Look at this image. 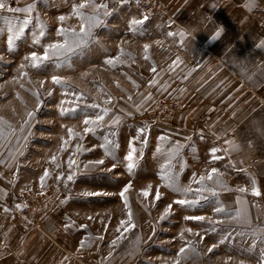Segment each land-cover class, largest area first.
Returning <instances> with one entry per match:
<instances>
[{"label": "rangeland", "instance_id": "374dc122", "mask_svg": "<svg viewBox=\"0 0 264 264\" xmlns=\"http://www.w3.org/2000/svg\"><path fill=\"white\" fill-rule=\"evenodd\" d=\"M2 2L0 180L10 186L14 201L23 204L32 199L38 204V211L28 219L12 217L13 221L31 222L40 213L59 208L57 244L44 239L32 258L34 249L29 250L26 264H261L264 241L255 238L253 230H264V217L256 213L247 178L204 152L200 144L176 133L165 135L164 123H156L152 130L146 121L145 91L153 62L143 32L138 31L141 39L132 40L130 27L133 20L144 17L143 24L153 23L159 13L145 16L132 0H96L108 4L110 14L104 16L101 10L103 22L93 29L87 47L74 55L52 56L34 69L25 57L33 51L42 55L48 45L63 43L64 38L56 34L58 28L79 32L81 20L72 9L83 0ZM161 2L164 13L160 15L167 16L166 0ZM239 2L254 21L264 24V0ZM29 4L34 5L27 14L31 23L9 51L5 19L22 20L26 14L6 9ZM80 11L89 16L96 13L92 6ZM61 16L63 21L58 19ZM54 75L61 78V85L53 84ZM91 104L97 107L87 106ZM61 107L78 110L61 116ZM156 108L160 116L178 110L179 104L160 102ZM105 109L103 123L83 124L86 116L94 118ZM116 118L118 123L113 122ZM85 127L93 131L86 133ZM130 143L136 149L131 171L125 159ZM100 160L104 163L96 164ZM213 168L216 173L209 180ZM69 175L72 180L67 179ZM166 175L174 178L173 186L193 191L186 197L173 191ZM201 177L203 186L214 189L216 195L195 193ZM91 192L100 195H83ZM177 199H199V203L182 207L173 203ZM218 206L233 216L242 208L249 222L217 214ZM186 216L205 219L186 220ZM129 223L134 227L125 231ZM182 247L186 251L179 254Z\"/></svg>", "mask_w": 264, "mask_h": 264}, {"label": "crops", "instance_id": "0c3cea01", "mask_svg": "<svg viewBox=\"0 0 264 264\" xmlns=\"http://www.w3.org/2000/svg\"><path fill=\"white\" fill-rule=\"evenodd\" d=\"M165 7L167 16L130 27L132 40L145 37L153 62L146 121L152 130L164 123L165 135L176 133L204 152L215 149L247 178L250 192H260L253 206L264 217V24L239 0H166ZM166 101H178L179 109L156 115ZM14 196L0 180V264H26L44 239L57 244L59 208L13 221L9 205H22Z\"/></svg>", "mask_w": 264, "mask_h": 264}, {"label": "snow or ice", "instance_id": "6c2138e0", "mask_svg": "<svg viewBox=\"0 0 264 264\" xmlns=\"http://www.w3.org/2000/svg\"><path fill=\"white\" fill-rule=\"evenodd\" d=\"M122 2H125V0H122ZM87 6L94 7L96 9V13L94 15L89 16V15H85L83 12L80 11L81 9H84ZM33 8H34V5L29 4L27 7H8L6 9L7 12H9V13H21V12H23L26 14L25 18L22 20L19 19L18 17L5 19V25H6V29L8 32L7 47H8L9 51H12L14 41L18 40L21 36H23L25 34V29L31 23V18L27 14L31 13ZM0 9H5V4L2 2V0H0ZM101 10H103L104 16H107L110 14L108 11V4H106V3L97 4L96 0H83V2L79 3L78 5L74 4L73 9H72L73 14L77 15L81 20L79 32H76L75 30H69L66 28H58L56 34L58 36H61L64 38L63 43H52L44 49L42 55H39L37 52L33 51L30 53V55L28 57H25V59L31 61V67L32 68L38 69V68H41L45 64V62L49 61L52 56L59 57V56L65 55V54L74 55V54H76V52L78 50L82 51L84 48L87 47L89 39L92 37L93 29L95 27L101 25L103 22L100 19ZM58 19L60 21H63L64 17L61 16V17H58ZM146 20H147V17H144L141 20H133L132 25L143 24ZM40 35L41 36L44 35L43 30H41ZM170 35H171V33H170ZM219 36H220V32L217 31L214 35H212L211 39L216 40L217 38H219ZM33 42L38 43L39 41L34 40ZM145 48L147 49V46H145ZM0 59H2V58H0ZM107 63L111 64L112 60H108ZM57 66H59V65H57ZM153 71H155V69H153ZM51 79H52L53 84H56V85L62 84V80L59 76L54 75V76H52ZM41 84H43V82H41ZM49 95H51V93H49ZM78 98H79V96H78ZM63 103L64 102L62 101L61 104H63ZM87 106L92 107V108L97 107L96 104H91V105H87ZM77 110H78L77 108L69 109V108L61 107L60 115L65 116L69 112H76ZM28 115L31 118L32 113H29ZM105 115H107V109H105L102 114H96L94 116V118L86 116V118L83 120V124L86 126L87 125L98 126L104 122ZM113 122L118 123V118H116V120H114ZM84 131L86 133L91 132V131H93V128L85 127ZM69 135L70 136L72 135L71 129H69ZM135 152H136V149L134 147H132V145L130 143L129 144V150H128L127 155L125 157V159L128 161L127 169L129 171H131L135 167V164L133 162V157H134ZM215 152H216L215 149L211 150V154L213 155V158L219 159V157L215 156ZM69 163L71 165V164H74L75 161H70ZM103 163H104V161H102V160L96 161V164H103ZM85 167L87 168V165ZM112 167L115 168L116 165H113ZM110 170L111 169H109V171ZM214 173H216L215 168L212 169V171L208 174L207 178L209 180H212ZM45 175H47V173H45ZM166 178L170 181L169 186L173 187V191L180 193V195H182V196L186 197L190 192L193 191L190 188H182V187H178V186H173L174 185V178L170 175H166ZM41 179H43V177ZM67 179L72 180L73 179L72 175H69L67 177ZM203 181H204V177H201L200 181H197V183L201 184V187L195 189V193L199 195V194L203 193L204 191H209L212 195H216V192L214 189L206 188L203 186ZM126 191H127V188H125L124 191H122L120 193L121 197L124 196V192H126ZM239 191L245 192L246 189L240 188ZM83 195L95 196V195H100V193L91 192V193H83ZM144 195L147 196L148 193L145 192ZM252 195L259 196L260 192L258 190H256L255 188H253L252 189ZM156 199L157 200L160 199L159 192L156 193ZM173 203L176 205H180L182 207L191 208V207L196 206L199 203V199H192V200L177 199V200L173 201ZM171 208H172V205H168V210H171ZM215 212L217 214H223L225 216H230L232 219H234L235 221H237L239 223H248L249 222V217L247 215V212L244 211L242 208L236 209L234 216L232 215V213L226 211V209L222 206L216 207ZM129 219H131L130 214H129ZM161 219L163 220L164 217L162 216ZM185 219L186 220H193V221H203L205 219V217L204 216H186ZM132 227H134V225L129 223L127 225V227H125L124 230L128 231ZM253 236L257 239H260L261 241H264V230H259V229L253 230ZM211 250L212 249H209V251H211ZM185 251H186L185 248L182 247L180 249L179 254H184ZM177 264H178V262H177ZM261 264H264V253H262V256H261Z\"/></svg>", "mask_w": 264, "mask_h": 264}, {"label": "built area", "instance_id": "2783aa9c", "mask_svg": "<svg viewBox=\"0 0 264 264\" xmlns=\"http://www.w3.org/2000/svg\"><path fill=\"white\" fill-rule=\"evenodd\" d=\"M133 4L138 7L145 16L152 14H162L164 13V7L161 0H132ZM255 160H253V163ZM12 209L13 218H24L28 219V215H32L38 211V204L32 199H27L25 203L16 207L14 205H9Z\"/></svg>", "mask_w": 264, "mask_h": 264}]
</instances>
